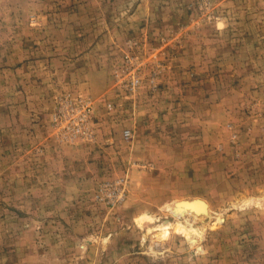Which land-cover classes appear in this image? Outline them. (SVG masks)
Instances as JSON below:
<instances>
[{
    "label": "rangeland",
    "instance_id": "obj_1",
    "mask_svg": "<svg viewBox=\"0 0 264 264\" xmlns=\"http://www.w3.org/2000/svg\"><path fill=\"white\" fill-rule=\"evenodd\" d=\"M0 264H264V0H0Z\"/></svg>",
    "mask_w": 264,
    "mask_h": 264
},
{
    "label": "bare ground",
    "instance_id": "obj_2",
    "mask_svg": "<svg viewBox=\"0 0 264 264\" xmlns=\"http://www.w3.org/2000/svg\"><path fill=\"white\" fill-rule=\"evenodd\" d=\"M177 211L191 212L195 215H206L208 212V206L205 201L201 199H194L191 201H180L175 203Z\"/></svg>",
    "mask_w": 264,
    "mask_h": 264
},
{
    "label": "built area",
    "instance_id": "obj_3",
    "mask_svg": "<svg viewBox=\"0 0 264 264\" xmlns=\"http://www.w3.org/2000/svg\"><path fill=\"white\" fill-rule=\"evenodd\" d=\"M125 136H126V137H128V136H129V133H128V132H126Z\"/></svg>",
    "mask_w": 264,
    "mask_h": 264
}]
</instances>
